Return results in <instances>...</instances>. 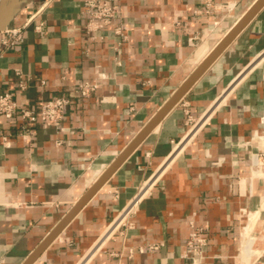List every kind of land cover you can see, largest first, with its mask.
Listing matches in <instances>:
<instances>
[{
	"label": "crops",
	"instance_id": "crops-1",
	"mask_svg": "<svg viewBox=\"0 0 264 264\" xmlns=\"http://www.w3.org/2000/svg\"><path fill=\"white\" fill-rule=\"evenodd\" d=\"M256 1L114 0L95 39L84 0L21 7L10 27L28 24L22 42L4 51L0 34V93L36 111L71 103L61 129L38 121L26 137L19 117H0V264H26ZM86 81L98 90L80 98ZM186 111L210 115L178 147ZM261 152L264 5L30 264H190L191 222L208 227L201 264H264Z\"/></svg>",
	"mask_w": 264,
	"mask_h": 264
},
{
	"label": "built area",
	"instance_id": "built-area-1",
	"mask_svg": "<svg viewBox=\"0 0 264 264\" xmlns=\"http://www.w3.org/2000/svg\"><path fill=\"white\" fill-rule=\"evenodd\" d=\"M114 0H84V13L87 17L86 30L92 39L96 38V34L110 26H113L117 19L119 10L113 3ZM213 6V0H207L206 7L209 9ZM28 25V24H27ZM23 28H10L0 33L3 35L1 39V47L4 51L14 48L20 44L23 40ZM115 35L122 34V28L115 26ZM15 75L18 79L17 85L20 92H25L27 89V81L24 79L23 74L20 71H16ZM41 85L44 86L45 82L42 81ZM98 90V86L91 82L79 83L75 88V93L80 98H87L92 93ZM71 103V99L68 96H55L52 98H42L38 110L22 106L15 99L14 94L10 92L0 93V117L11 120L19 117L23 122L22 135L28 136L30 127L36 124L38 121L43 127H53L55 129L62 128V120L65 114L66 107ZM210 115V113H208ZM209 115H204L201 118H194L188 111H186V123L189 126V131L183 142L178 147L184 146L189 142L199 131V129L207 121ZM181 150V149H180ZM253 167H257L255 163L259 162L264 164V152L260 155L256 154L253 160ZM169 164V162H168ZM167 164V165H168ZM146 191L143 193L145 194ZM142 194V195H143ZM141 195V196H142ZM132 202L130 206L133 204ZM129 206V207H130ZM128 209V208H127ZM127 211V210H126ZM126 211L121 215L119 224L126 218L128 214ZM132 224H130L131 226ZM192 231L186 242V250L183 254L185 259L191 258L190 264H201L205 259L204 248L208 244L207 240V228L206 226H194L193 222L190 223ZM151 249H156L157 245H150Z\"/></svg>",
	"mask_w": 264,
	"mask_h": 264
},
{
	"label": "water",
	"instance_id": "water-1",
	"mask_svg": "<svg viewBox=\"0 0 264 264\" xmlns=\"http://www.w3.org/2000/svg\"><path fill=\"white\" fill-rule=\"evenodd\" d=\"M28 0H12L6 8L5 11L0 15V33L10 29V22L13 17L19 12L21 7L27 3ZM264 5V0H257L255 4L248 10L245 16L240 20V22L228 33V35L220 42V44L213 50V52L200 64V66L191 74V76L186 80L182 87L175 93V95L167 102V104L154 116V118L149 122L145 129L138 135L134 142L129 146V148L121 154L119 159L111 166L108 172L101 179L104 180L108 174H110L117 166L124 160L127 154L141 141V139L155 126L161 119L169 112V110L181 99V97L186 93L190 86L205 72V70L210 66L216 56L234 39V37L239 33V31L253 18V16L261 9ZM101 181L92 187L87 194L78 202L69 216L58 226V228L41 244V246L30 256L26 264H30L40 252L52 241L54 236L59 232V230L64 226L68 219L86 202V200L95 192Z\"/></svg>",
	"mask_w": 264,
	"mask_h": 264
},
{
	"label": "bare ground",
	"instance_id": "bare-ground-1",
	"mask_svg": "<svg viewBox=\"0 0 264 264\" xmlns=\"http://www.w3.org/2000/svg\"><path fill=\"white\" fill-rule=\"evenodd\" d=\"M10 2H12V0H0V15L5 11V8H6V6L10 3ZM256 164V166L259 164V162H257V163H255ZM254 216V215H253ZM256 216V215H255ZM255 216L253 217V218H255ZM249 217H250V215H249ZM253 220V219H252ZM249 221H251L250 219H249ZM254 221V220H253ZM252 221V222H253ZM254 223V222H253ZM252 223V224H253ZM247 225V224H246ZM251 225V224H250ZM254 225V224H253ZM248 226V225H247ZM251 227H252V225H251ZM250 227V228H251ZM249 228V229H250ZM247 229V227L245 228V230ZM252 229V228H251ZM250 229V232L252 231ZM245 233L247 234V230L245 231ZM244 233V234H245ZM255 234V233H254ZM248 235V234H247ZM247 235H245V236H247ZM244 241V240H243ZM246 242H247V240H246ZM248 243V242H247ZM246 243V244H247ZM250 244V243H249ZM244 248H245V245H244ZM246 248H247V245H246ZM250 248V247H249ZM249 248H247V249H249ZM246 250V249H245ZM249 250H251V249H249ZM243 251H244V249H243ZM250 252V251H249ZM245 253V252H244ZM248 254V253H247ZM243 256V255H242ZM247 256V255H246Z\"/></svg>",
	"mask_w": 264,
	"mask_h": 264
}]
</instances>
